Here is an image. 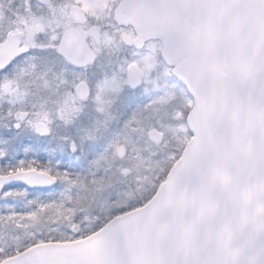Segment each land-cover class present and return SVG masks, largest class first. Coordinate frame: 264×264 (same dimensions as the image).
<instances>
[{
  "label": "snow or ice",
  "instance_id": "snow-or-ice-1",
  "mask_svg": "<svg viewBox=\"0 0 264 264\" xmlns=\"http://www.w3.org/2000/svg\"><path fill=\"white\" fill-rule=\"evenodd\" d=\"M0 264H264V0H0Z\"/></svg>",
  "mask_w": 264,
  "mask_h": 264
}]
</instances>
